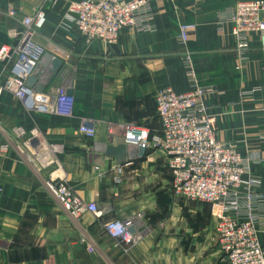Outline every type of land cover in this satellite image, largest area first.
I'll return each mask as SVG.
<instances>
[{"label":"crops","instance_id":"obj_1","mask_svg":"<svg viewBox=\"0 0 264 264\" xmlns=\"http://www.w3.org/2000/svg\"><path fill=\"white\" fill-rule=\"evenodd\" d=\"M73 1L78 0L43 6L46 23L34 35L46 51L37 85L44 86L48 110L29 109L12 94H0V264H223L210 207H186L173 199L160 152L135 158L126 148L117 184L116 157L105 150L123 146L127 125L159 134L157 91L183 93L193 75L200 86L215 89L206 105L218 139L250 157L264 194V51L253 37L241 62L234 39L215 27L218 12L250 0H148L150 30L123 29L108 49L100 41L86 42L68 23ZM38 7L34 0H0V48L11 43L8 31L20 28V19ZM181 23L194 26L186 44L178 41ZM52 57L62 62L54 75ZM6 75L0 63V81ZM61 87L73 99L69 115L53 110ZM84 123L94 127L93 139L79 133ZM50 179L65 181L85 203L109 207L108 214L72 219L47 191ZM111 220L130 221L137 243L109 238L104 226ZM259 240L264 247V233Z\"/></svg>","mask_w":264,"mask_h":264},{"label":"built area","instance_id":"obj_2","mask_svg":"<svg viewBox=\"0 0 264 264\" xmlns=\"http://www.w3.org/2000/svg\"><path fill=\"white\" fill-rule=\"evenodd\" d=\"M37 10L20 19V28L8 31L11 41L0 48V63L7 75L0 81V94H12L26 108L48 110L47 96L25 87L46 51L34 42V35L46 23L45 5L58 0H34ZM148 0H78L67 7L66 20L86 42L100 41L108 49L116 45L123 29L150 30L153 19ZM16 19V12L8 9ZM218 34L228 33L235 41V53L241 62L246 60L251 40L257 37L264 51V0L240 1L234 7L217 13ZM194 26L178 25V41L186 44ZM187 67L190 59L187 58ZM191 76L190 88L177 93L163 87L155 95L157 116L161 123L159 134L137 126L124 127L123 146L134 152L157 150L166 161L171 176L173 195L184 201L207 204L215 224L223 264H264V247L259 236L264 233V194L261 181L252 173L250 157L241 155L236 144L218 139L215 117L209 115L206 98L216 93L212 87L200 86ZM63 87L56 89L53 110L69 115L73 99ZM88 139L95 137L91 123L79 127ZM112 136L114 130L108 129ZM122 165H116L114 181L120 184ZM63 211L78 220L85 214L100 218L109 207L85 203L65 181L50 179L44 183ZM2 189L0 187V196ZM130 221L111 220L105 223V234L114 240L134 245L138 234H130Z\"/></svg>","mask_w":264,"mask_h":264},{"label":"water","instance_id":"obj_3","mask_svg":"<svg viewBox=\"0 0 264 264\" xmlns=\"http://www.w3.org/2000/svg\"><path fill=\"white\" fill-rule=\"evenodd\" d=\"M51 63H52V69H51V74L54 75L58 72V70L60 69L62 62L57 59L52 57L51 59ZM39 70H40V66L37 67L33 73V75L31 77H29L26 81H25V87L28 89H34L35 88V93L36 94H42L44 91V86L42 85H37V76L39 75ZM39 77V76H38ZM68 96H71V93L68 92L67 94ZM105 154L106 156H114L116 157L117 160V165H122L123 163V158H125L126 155V147L125 146H119V147H112V146H108L105 150ZM143 154V150L139 149L138 150V157H141ZM130 234L132 233V230L129 229L128 231Z\"/></svg>","mask_w":264,"mask_h":264},{"label":"rangeland","instance_id":"obj_4","mask_svg":"<svg viewBox=\"0 0 264 264\" xmlns=\"http://www.w3.org/2000/svg\"><path fill=\"white\" fill-rule=\"evenodd\" d=\"M42 172V171H41ZM39 173L38 172V174H37V176L39 177V179H40V181L41 182H44L43 180H45L44 179V176L42 175V173ZM41 187V186H40ZM174 196V195H173ZM172 196V197H173ZM173 199H175V200H177V202H179L181 205H183V206H185V205H187L186 207H190V206H195V205H198L199 206V203L198 202H194V204L192 203V202H188V201H184V200H182V199H178V198H176L175 196L173 197ZM184 202H188V204H186V203H184ZM189 211V210H188ZM189 215V214H188Z\"/></svg>","mask_w":264,"mask_h":264}]
</instances>
